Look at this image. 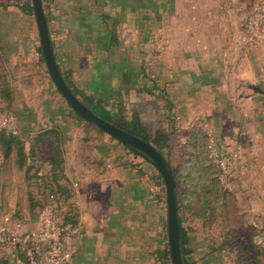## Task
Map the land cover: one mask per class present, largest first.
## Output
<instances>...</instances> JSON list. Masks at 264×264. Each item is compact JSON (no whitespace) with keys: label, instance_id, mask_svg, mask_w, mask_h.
Here are the masks:
<instances>
[{"label":"crops","instance_id":"0c3cea01","mask_svg":"<svg viewBox=\"0 0 264 264\" xmlns=\"http://www.w3.org/2000/svg\"><path fill=\"white\" fill-rule=\"evenodd\" d=\"M257 1L43 0L62 74L86 95L113 114L136 113L144 126L168 135L170 149L184 139L178 127L194 129L203 121L220 132L230 153L242 146L250 168L222 173L221 191L238 208L246 203L254 225L255 214L264 213V93L254 90H264V40L255 45L244 31ZM29 5L31 0H0V45L8 55H31L29 39L39 36ZM156 37L168 39L165 52L154 50ZM144 166L67 172L80 229L70 242V264L150 263L145 213L155 208L158 187ZM96 195L105 203H96ZM30 210L17 218L36 230L37 215ZM254 236L248 239L256 248L234 251L248 253L250 264H264ZM0 264H12L9 245H0Z\"/></svg>","mask_w":264,"mask_h":264},{"label":"rangeland","instance_id":"374dc122","mask_svg":"<svg viewBox=\"0 0 264 264\" xmlns=\"http://www.w3.org/2000/svg\"><path fill=\"white\" fill-rule=\"evenodd\" d=\"M167 40L156 37L152 42L154 50L157 53L165 52ZM29 41V56L19 54L20 51H16L15 56L8 55L7 50L0 45V111L7 112L11 117L19 136L24 139L27 154L23 173L18 175L15 171V163L18 167L16 150L11 159H2L0 151V167H3L0 169V213H9L17 218L21 213L28 215L25 210L32 207L37 216L47 210L59 218H64L68 212L73 215L75 202L71 199L74 196V184L73 178L66 175L67 172H84L93 166L100 171L117 170L123 165L134 168L145 163L144 167L148 169L152 180L155 177L153 181L158 187L152 198L156 206L149 210L147 207L145 213L148 222L146 249L151 253L149 264H161L162 251L170 245L167 193L164 180H158L159 171L138 152L98 126L81 120L49 74L40 37L32 36ZM79 97L84 99L81 95ZM17 108L24 111L21 113ZM202 123L205 124L204 121ZM148 124L155 128L151 122ZM204 124L197 127L195 123L194 129L178 127L177 130L183 131V141L179 139L172 143V149L167 147L164 150L177 174L180 217L188 236V264H239L240 260L243 264H250L248 253L239 256L234 248L240 245L242 249L258 246V243L253 246L248 236H259V232H264V223L258 224L264 213L258 211L255 214L257 218L254 217L257 224H251L252 215L245 202L239 204L238 208L226 194L224 198L221 196V186H224L222 172L206 156L209 129L213 131L217 143H221V135ZM151 130L155 132V129ZM192 141L196 143L192 144ZM49 156L55 160L58 157L59 162L62 159L60 165L53 167L50 159L44 160ZM89 164L93 166L89 167ZM247 166L250 168L248 160ZM60 184H67L68 189L65 190ZM95 197L96 203H105L99 195ZM33 204L39 205L37 209ZM235 235L243 239L236 240Z\"/></svg>","mask_w":264,"mask_h":264},{"label":"built area","instance_id":"2783aa9c","mask_svg":"<svg viewBox=\"0 0 264 264\" xmlns=\"http://www.w3.org/2000/svg\"><path fill=\"white\" fill-rule=\"evenodd\" d=\"M244 35L255 45L264 40V0H258L247 17ZM204 126L209 127L207 123ZM3 130L18 134L9 114L0 111V132ZM208 139V157L222 173L247 172L249 168L242 146H236L235 152L230 153L224 142H216L211 129ZM79 233L77 224L56 217L48 210L37 216L36 230L25 228L12 214L0 213V245L11 247L12 264H70L74 254L70 242ZM258 239L264 247V232H259Z\"/></svg>","mask_w":264,"mask_h":264},{"label":"water","instance_id":"95a60500","mask_svg":"<svg viewBox=\"0 0 264 264\" xmlns=\"http://www.w3.org/2000/svg\"><path fill=\"white\" fill-rule=\"evenodd\" d=\"M31 1L39 31L40 44L49 74L69 105L83 120L98 126L119 142L129 146L149 160L162 175L167 193V231L171 262L172 264H186L181 250V226L176 194L177 182L170 160L153 144L145 141L131 131L100 117L72 91L65 81L55 56L43 0ZM254 90L264 93V90L260 87L255 86Z\"/></svg>","mask_w":264,"mask_h":264},{"label":"trees","instance_id":"16d2710c","mask_svg":"<svg viewBox=\"0 0 264 264\" xmlns=\"http://www.w3.org/2000/svg\"><path fill=\"white\" fill-rule=\"evenodd\" d=\"M30 9L33 11V7L31 5H29ZM65 81L67 82L68 86L72 89V91L77 95V96H83V102L85 104H87V106L94 111L96 114H98L100 117H102L105 120H108L112 123H115L129 131H131L132 133L138 135L139 137L143 138L145 141L153 144L156 148H158L166 157V153H165V149L167 147H169V144L167 143L168 140V135L162 132H154L151 129L147 128L146 126L143 125L141 118L134 113L131 118H126V117H122L121 115H116L113 114L111 112V110L107 109L105 105L102 104L101 101H96L94 98L86 95L84 93V91L82 89H80L79 87H77L71 80H69L68 78L64 77ZM79 117V116H78ZM81 120H83L81 117H79ZM124 119V120H123ZM118 120L120 122H118ZM122 122V123H121ZM20 134V133H19ZM19 134L14 135L12 133V131L10 130H3L0 132V151H2L1 153L3 154V156L8 159L10 158V156L13 155V151L16 150V157L18 159V167L19 168H24V166L26 165V151H25V147H24V139L21 137V135L19 136ZM196 139V137L194 138ZM192 144H195L196 142H191ZM129 147V146H127ZM130 148V147H129ZM131 149V148H130ZM133 151H135L134 149H132ZM137 152V151H135ZM207 159L209 160V162L211 164L212 161L209 159L208 157V153H207ZM168 158V157H167ZM62 159H60L61 162ZM170 160V159H169ZM60 162L58 160V157L56 158H50V163L52 164L53 167H57L60 165ZM214 165V164H213ZM28 170H30V168H28ZM173 171H174V175L177 178V174L175 172V169L173 167ZM64 173V172H63ZM63 179L65 178V176H63V174L61 173ZM155 178V177H154ZM62 179V180H63ZM158 180L163 181V177L160 173H158ZM61 181V180H60ZM57 184V182H55ZM61 183V182H58ZM64 183V182H63ZM58 185V184H57ZM56 185V187H58ZM62 185L61 187L68 189L67 188V184H60ZM62 192V190H60ZM176 194H177V206H178V212H179V221H180V226H181V250L183 253V256L185 258V263L188 264V260H187V253L188 250L186 248V245L188 243V236H187V231L184 229L181 217H180V203H179V192H178V187L176 188ZM222 191H221V196L222 195ZM34 207L37 206V204H33ZM32 209V207H31ZM33 211V210H32ZM73 215H71L69 212L66 214V216L64 217V220L66 221H72L75 224L78 225V218L76 216L75 213H72ZM166 249V248H165ZM162 251V260H161V264H172L171 262V252H170V246H168V248L166 250Z\"/></svg>","mask_w":264,"mask_h":264}]
</instances>
